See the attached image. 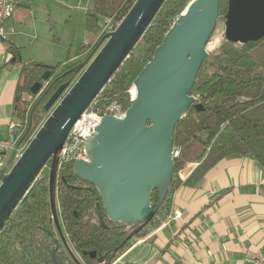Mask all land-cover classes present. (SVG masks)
Here are the masks:
<instances>
[{
  "label": "water",
  "instance_id": "obj_1",
  "mask_svg": "<svg viewBox=\"0 0 264 264\" xmlns=\"http://www.w3.org/2000/svg\"><path fill=\"white\" fill-rule=\"evenodd\" d=\"M164 2L135 0L114 29L104 34L95 54L62 73L73 74V78L61 83L46 99L43 110L47 116L19 159L8 171L0 169V234L48 165L54 227L48 231L54 243L48 252L54 258L59 244L69 257L63 264H83L59 220L56 186L60 151L74 123L129 56ZM218 9L219 0H191L186 5L133 80L129 106L121 115H102L95 131L84 141L86 159L71 165L73 174L98 193L96 222L107 229L102 209L108 221L121 225L124 238L120 247L154 220L170 191L174 177L173 131L190 107L203 108L190 91L209 55L206 46L219 17ZM223 19L225 40L239 44L257 41L264 37V0H227ZM52 70V65H45L29 87L32 95L44 88ZM15 137L16 131L12 135ZM154 191L155 202L151 199ZM88 256L96 264L105 259L95 252Z\"/></svg>",
  "mask_w": 264,
  "mask_h": 264
},
{
  "label": "trees",
  "instance_id": "obj_2",
  "mask_svg": "<svg viewBox=\"0 0 264 264\" xmlns=\"http://www.w3.org/2000/svg\"><path fill=\"white\" fill-rule=\"evenodd\" d=\"M134 1L90 0L84 27L99 36L92 45L81 47L82 53L88 50L84 60L91 58L104 41L106 32H102L101 19H112L109 29L113 30L115 23L123 18ZM190 1L165 0L134 49L100 91L94 106L115 101L122 112L129 106V90L133 80ZM226 9L227 0H219L218 15L223 16ZM9 50L17 51L13 45H10ZM72 65H52L51 77L44 82V88L37 95H32L29 87L38 80L45 64L32 62L23 66L19 94L27 92L30 97L36 98L28 111L23 108L21 94L16 100L14 115L20 120V125L26 120L25 137L33 134L46 118L47 112L43 110L46 99L61 83L73 78V74L62 76ZM190 94L197 98L196 102L201 103L203 108L197 110L190 107L176 124L173 146L180 150L191 141H196L201 145V152L194 160L199 164L183 184H190L194 175L200 178L206 170L228 155L252 159L264 168V37L247 44L231 43L223 38L199 68ZM184 162L185 159L180 156L174 160V177L164 205L174 187L182 183L178 172ZM48 171L47 165L40 174L42 179L34 182L27 198L18 205L6 229L0 234V264L66 262L68 256L59 244L54 258L48 252L54 246L48 234V231L54 230L48 197ZM151 199L153 202L157 200L156 191L152 193ZM56 201L64 233L72 248L81 255L84 264H96V260L88 256L90 252H95L97 256L105 255L101 264H109L127 246L129 241L120 247L124 238L121 225L106 220L102 209L107 229L96 222L95 203H100L98 193L74 175L69 164L58 168Z\"/></svg>",
  "mask_w": 264,
  "mask_h": 264
},
{
  "label": "crops",
  "instance_id": "obj_3",
  "mask_svg": "<svg viewBox=\"0 0 264 264\" xmlns=\"http://www.w3.org/2000/svg\"><path fill=\"white\" fill-rule=\"evenodd\" d=\"M35 1L23 0L18 5L6 24L7 38L0 41V140L9 139L11 125L17 124L14 114L16 100L23 96L19 94L23 66L32 62L75 64L83 59L81 47L87 46L82 33L78 49L71 43L67 56L56 62L39 54L42 46L55 41V25L63 17L70 21L79 10L87 31L84 22L91 2L42 0L44 16L28 29L27 19L35 17ZM10 45L17 51L9 50ZM181 153L180 149V158ZM196 156L185 159L178 172L182 183L171 191L161 214L128 242L119 263L256 264L260 259L264 264V168L252 159L228 155L200 178L194 175L190 184H183L199 164L194 161ZM176 210L180 216L169 219Z\"/></svg>",
  "mask_w": 264,
  "mask_h": 264
},
{
  "label": "built area",
  "instance_id": "obj_4",
  "mask_svg": "<svg viewBox=\"0 0 264 264\" xmlns=\"http://www.w3.org/2000/svg\"><path fill=\"white\" fill-rule=\"evenodd\" d=\"M23 0H0V41L5 40L7 38L8 30L6 27L7 21L10 19L11 15L18 7V5ZM107 23L106 30H102V32L110 31V24L112 19L106 18ZM118 22L115 23V26ZM195 98V101L197 98ZM95 101L91 104V106L80 116V118L74 123L72 126L63 146L60 151V157L58 162V168L63 165H72L74 161L78 159H86L85 151H84V141L85 139L91 135L102 118L103 114L110 115H121L122 111L120 110L119 105L115 101H111L110 103H104L102 105L94 106ZM26 120L24 121V124ZM24 124L20 125L17 123L15 125H11V135L7 140H0V169L5 168L6 171L12 167V165L19 159L22 152L26 148L33 134L28 137L24 136ZM16 131V137L13 139L12 135ZM172 158L175 160L180 156V150L178 147L173 146L172 148ZM174 217H168L169 219L177 218L180 216V212L175 211ZM157 218L155 216L154 220ZM168 219V220H169ZM153 220V221H154ZM119 255L113 258L109 264H118L119 263ZM256 264H263L260 259L255 260Z\"/></svg>",
  "mask_w": 264,
  "mask_h": 264
},
{
  "label": "rangeland",
  "instance_id": "obj_5",
  "mask_svg": "<svg viewBox=\"0 0 264 264\" xmlns=\"http://www.w3.org/2000/svg\"><path fill=\"white\" fill-rule=\"evenodd\" d=\"M42 3H43L42 0H36L35 1V3H34L35 4V17L27 19L28 23H27L26 27L28 29H33L32 28L33 27L32 22L34 20L42 19V17L44 16V14L40 12V10L42 8ZM72 6H77V4H74ZM79 12H80L79 10L77 12H74L70 21H67V22L64 21L65 17H63L59 21H57V23L55 25V30L57 32L56 37H55V41H53L52 43H50L49 45H47L45 47L42 46V51L39 54H44V55L46 54L51 58L52 61L56 62L57 60L64 58V55L67 56L68 51H66V48L68 47V45L71 46V43H72V48L73 49L76 48L77 44L80 41L79 38L81 37L82 33L84 34V37H85L84 40L86 42V45H88L89 43H92V42L95 43L99 34L96 35L94 33H90V32H87L84 30L83 21H81V14H79ZM105 19L106 18H103L100 21L102 23L103 30L107 29L106 24H105L107 22ZM223 32H224V19H223V16H219L218 20L216 22V26H215V29L213 31V34L209 40V43L206 46V49L208 52L214 50L222 42ZM31 39L33 40V37H31ZM76 49H78V48H76ZM35 53H37V52H35ZM86 53H88V50H85L83 52V56H81V58H83L86 55ZM80 60L83 61L84 59H79V61ZM79 61L77 60L76 62H79ZM131 89H132V86L129 90L130 97L132 96L131 95ZM35 99L36 98L30 97V95H28L27 92H23V100H22L23 108H25V110L28 111V108L30 107V105L32 104V102ZM23 101H25V102H23ZM17 123H20V120H17ZM181 150H182L181 158L187 159V158H190L191 156L198 155L199 152H201V145L196 141H191L186 146H183L181 148Z\"/></svg>",
  "mask_w": 264,
  "mask_h": 264
},
{
  "label": "bare ground",
  "instance_id": "obj_6",
  "mask_svg": "<svg viewBox=\"0 0 264 264\" xmlns=\"http://www.w3.org/2000/svg\"><path fill=\"white\" fill-rule=\"evenodd\" d=\"M213 42H214V41H213ZM208 43H209V42H208ZM212 46H213V45H212ZM212 46H211V47H212ZM131 95H134V89H133V88L131 89Z\"/></svg>",
  "mask_w": 264,
  "mask_h": 264
},
{
  "label": "flooded vegetation",
  "instance_id": "obj_7",
  "mask_svg": "<svg viewBox=\"0 0 264 264\" xmlns=\"http://www.w3.org/2000/svg\"><path fill=\"white\" fill-rule=\"evenodd\" d=\"M107 220V219H106ZM80 260H81V262L83 263V259L80 257ZM66 261H69V257L67 258V260ZM84 264V263H83Z\"/></svg>",
  "mask_w": 264,
  "mask_h": 264
}]
</instances>
